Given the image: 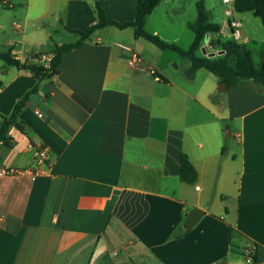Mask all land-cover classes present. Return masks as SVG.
I'll return each instance as SVG.
<instances>
[{
	"label": "crops",
	"instance_id": "obj_1",
	"mask_svg": "<svg viewBox=\"0 0 264 264\" xmlns=\"http://www.w3.org/2000/svg\"><path fill=\"white\" fill-rule=\"evenodd\" d=\"M99 2L118 23L136 16L138 0ZM96 22L92 0H0V54L44 55L47 67L55 46L77 40L69 30ZM180 37L160 38L184 48ZM206 37L198 55H216L217 36ZM189 65L112 26L64 53L50 80L0 60V116L37 84L0 169L33 167L34 145L49 150L35 179L0 177V264H248L246 250L264 264V91L251 81L224 90L205 69L188 80ZM182 155L193 185L180 181ZM192 209L204 215L186 230Z\"/></svg>",
	"mask_w": 264,
	"mask_h": 264
},
{
	"label": "trees",
	"instance_id": "obj_2",
	"mask_svg": "<svg viewBox=\"0 0 264 264\" xmlns=\"http://www.w3.org/2000/svg\"><path fill=\"white\" fill-rule=\"evenodd\" d=\"M92 1L97 22L83 31L69 30V32L77 37V40L73 43L55 46L49 54L47 67L37 65V62L44 55H35L28 60L20 61L11 55V50L0 54V60L8 66L31 73L33 78L39 83L58 76L59 64L63 54L78 48L83 42L89 40L97 30L110 26L121 30L132 28L135 38H142L155 47L157 46L159 50L173 52L181 58L188 60L190 67L184 72V76L188 80L193 79L197 70L205 69L216 76L219 82L223 83L228 89L239 81H251L256 85V92L262 93L264 91V61L261 67L256 68L251 52L244 43H239L232 39L223 41L218 38L221 33V27L212 21L211 15L206 10L202 1L196 3L197 15L194 22L187 24V28L193 33V41H191L192 43L188 48H182L175 43L163 41L157 35L145 31L144 27L147 18L163 0H138L135 18L124 23H118L110 19L101 7L99 0ZM232 5L236 13H250L253 17L259 19L261 25L264 27V0H232ZM209 34L217 35L216 39L210 41V47L217 51H223L222 55L215 56L214 58L198 55L204 38ZM36 92L37 84L16 102L9 116H0V146L7 145L10 129L15 128L19 132H24L25 123L22 118V111L26 102ZM179 162L180 181L193 185L197 180V173L192 164L185 155L181 156V161ZM184 233L185 231L180 229V234L178 235L182 236ZM255 260L256 256L254 255L253 264L256 263Z\"/></svg>",
	"mask_w": 264,
	"mask_h": 264
},
{
	"label": "rangeland",
	"instance_id": "obj_3",
	"mask_svg": "<svg viewBox=\"0 0 264 264\" xmlns=\"http://www.w3.org/2000/svg\"><path fill=\"white\" fill-rule=\"evenodd\" d=\"M199 1L204 3L212 20L220 25L223 41L230 40L231 34L226 27L227 17L223 13L226 7L220 0H169L154 10L150 20L147 22V27H144L145 31L157 30L160 34L159 38L161 36L171 38L172 32L180 31L182 34L180 39L182 44H184V36L188 35L190 37L192 35L187 28V24L194 22L197 15L196 3ZM234 16L241 23L239 28L241 35L240 42L244 38H247V46L252 51V60L255 65L258 64L261 67L264 61V27L261 25L259 19L253 17L250 13L240 14L235 12ZM20 28L19 33L23 30V26L20 25ZM11 29L14 31L15 28L11 26ZM206 40H208L207 37L204 42ZM189 44H184V48H188ZM227 131L229 134V129L226 128L223 135L226 138V143L231 146L233 140L232 138H230L231 140L228 139L229 135H227Z\"/></svg>",
	"mask_w": 264,
	"mask_h": 264
},
{
	"label": "built area",
	"instance_id": "obj_4",
	"mask_svg": "<svg viewBox=\"0 0 264 264\" xmlns=\"http://www.w3.org/2000/svg\"><path fill=\"white\" fill-rule=\"evenodd\" d=\"M220 1L226 7L223 13L227 17L226 27L231 34V39L240 42L241 35L239 32V28L241 26V23L237 19H235L234 16L235 11L233 9L232 0H220ZM211 35L212 34H209L207 36H211ZM213 36H217V35L213 34ZM137 60L138 57L135 54H133L131 61H129V65H133ZM150 73L153 76H155L156 79H159L154 71L151 70ZM38 116L40 117L41 114H38ZM31 148L33 151V160L35 162V165L33 167H27L22 169H0V177L24 175L30 177L31 179H35L36 177L40 176L42 174L41 167L48 165L49 150L44 145H34ZM254 255H255L254 251L246 250L245 261L248 264H253Z\"/></svg>",
	"mask_w": 264,
	"mask_h": 264
},
{
	"label": "water",
	"instance_id": "obj_5",
	"mask_svg": "<svg viewBox=\"0 0 264 264\" xmlns=\"http://www.w3.org/2000/svg\"><path fill=\"white\" fill-rule=\"evenodd\" d=\"M201 52L202 55L206 56L207 58H214L215 56H220L223 54V51H218L216 55L214 53L206 54L204 49H202ZM221 86L223 87L224 90H226V86L223 83H221ZM227 135H229L228 131H227ZM203 215L204 212L201 211L200 209H192L185 217L182 227L186 230L192 228L201 219Z\"/></svg>",
	"mask_w": 264,
	"mask_h": 264
}]
</instances>
